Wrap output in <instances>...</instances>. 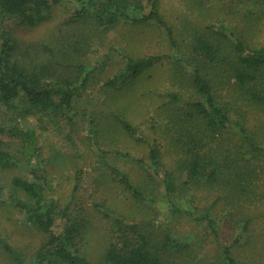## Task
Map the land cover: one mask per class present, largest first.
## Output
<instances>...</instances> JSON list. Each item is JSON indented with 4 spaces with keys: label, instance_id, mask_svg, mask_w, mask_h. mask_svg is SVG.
Listing matches in <instances>:
<instances>
[{
    "label": "trees",
    "instance_id": "trees-1",
    "mask_svg": "<svg viewBox=\"0 0 264 264\" xmlns=\"http://www.w3.org/2000/svg\"><path fill=\"white\" fill-rule=\"evenodd\" d=\"M71 1L74 4L66 22L68 27H65L66 53L60 47L57 53L61 51L62 55H67L66 60L69 57L68 61L75 62L62 65L65 67L62 74L53 63L22 62L16 55L15 40L7 30L1 29L0 114L12 122L17 117L24 119L33 107L41 117L70 119L74 98L88 84L89 75L82 58L89 52L94 38L112 31L121 22L131 28L154 26L161 30L169 48L174 50L167 56L173 59L174 89L158 94L165 99L161 104V119L165 123L156 127L157 121L150 122L152 137L144 136L138 126L117 110L105 116L110 122L106 129L95 124L98 137L122 131L148 148V166L143 158L134 160L147 173L144 182L133 184L130 174L116 166L110 167L111 173L122 193L128 192L133 201L147 202L146 208L150 209L153 203L159 201L161 204L164 200V204H169L193 187H205L212 202L201 208L199 218L206 221L212 235L217 239V222L212 218V211L219 203H222L219 212L224 211L222 215L234 219L236 224L243 221L246 231L250 219L242 216V209L264 199L256 171V162L264 157V46L256 47L248 41L255 23L241 30L233 24L215 20L202 29L196 28L192 34L186 30L184 36L178 37L160 11V0ZM249 1V5L244 2L245 15L253 20L251 11H257L264 0ZM202 2L195 0L198 12L206 10ZM60 3L66 0H0V17L32 27L48 20L52 6ZM52 54L56 55L54 50ZM121 54L123 66L105 82L112 92L125 89L130 94L136 80L163 60L159 55L131 54L126 49ZM22 99L28 105L24 111L20 110ZM3 134L19 143L20 152H36L32 128L20 127L19 123L8 125L1 120L0 136ZM10 144L0 140L1 167L13 168L20 164L17 154L9 150ZM166 156L175 164L174 168L165 166ZM148 170L159 178L156 180ZM31 171L33 178L13 177L7 201L25 211L27 221L48 235L46 242L34 253L33 264H93L78 246L84 231L82 226L73 223L58 233L53 232L57 213L56 206L45 197L48 179L39 175L42 168ZM3 189L0 185V195ZM169 205L172 213L183 212L184 208L176 203ZM98 207L104 208L100 214L110 222L112 238L95 264H186L185 254L190 244L174 236L170 229L153 231L148 229L150 222L127 221L107 206L105 200L94 203V208ZM4 247L13 264H25L20 253L7 244ZM207 264L238 263L230 246L223 245L219 259Z\"/></svg>",
    "mask_w": 264,
    "mask_h": 264
},
{
    "label": "rangeland",
    "instance_id": "rangeland-1",
    "mask_svg": "<svg viewBox=\"0 0 264 264\" xmlns=\"http://www.w3.org/2000/svg\"><path fill=\"white\" fill-rule=\"evenodd\" d=\"M201 1L206 5V10L198 12L195 0H160V11L173 27L176 36H184L186 30L192 34L196 28L202 29L215 20L233 24L241 30L255 23L252 32L249 31L248 41L256 47L264 46V4L256 6L257 11H251L254 13L253 20H249L244 10V2L249 5V0ZM73 4L71 0H66L64 4L52 6L48 20L32 27L22 25L12 18L0 17V31L4 28L11 34L18 45L16 55L22 62L53 63L52 66L57 67L61 73L65 68L62 65L68 66L75 62L68 61L69 57L66 60L67 55H62L61 51L57 53L59 47L65 52L68 44L64 41L67 33L65 27ZM257 17L259 19L255 21ZM124 49L131 54L163 57L161 64L136 80L134 91H130V94L125 89L112 92L105 85L107 79L123 66L121 51ZM53 50L56 53L54 57ZM173 52L160 29L154 26L131 28L121 22L112 31L98 34L89 52L82 58L89 75L88 84L74 98L69 112L72 116L70 119L41 117L33 107L24 119L17 117L15 120L13 115L12 122L8 121L9 117L0 114V121L5 120L8 125L19 123L20 127L25 125L32 128L36 139V152L24 153L20 152L19 143L12 136H0V140L11 143L9 150L20 159L17 167L0 166V185L4 188L0 195V264H13L5 244L20 253L25 264H33L34 253L48 238L47 234L27 221L25 211L15 207L10 200L7 201L13 177L33 178L32 168H42L39 175H45L49 182L45 197L53 202L57 213L53 232L58 233L73 223L82 226L84 231L81 232L78 246L93 264L101 258L105 245L112 238L110 222L100 214L104 208H94V203L104 200L107 206L127 221L133 219L150 222L151 228L148 229L153 231L170 229L174 236L189 243L190 248L185 254L186 264H207L213 259H219L223 245L230 246L238 264H264V199L242 209V216L247 215L250 219L246 231L243 230V221L236 224L234 219L222 215L224 211L219 212L222 207V203H219L212 211V218L217 222L216 239L206 221L199 218L201 208L212 202L211 194L205 187H193L186 195L173 199L169 204L176 203L184 208H181L183 212L180 214H174L170 205L164 204V200V205L158 201L151 205V209L146 208L148 204L145 201L131 200L128 192L122 193L121 186L111 173L110 167L116 166L120 171L130 174L133 184L143 181L147 173L134 160L143 158L148 166V148L130 139L122 131L98 137L94 125L98 123L106 129L110 122L105 116L117 110L138 126L144 136L152 137L150 122L157 121L156 127L165 123L161 119V104L165 99L158 94L174 89L171 80L173 59L167 57ZM54 99L58 100V97ZM20 107L22 111L28 107L23 99ZM164 161L168 169L174 168L175 164L167 156ZM256 171L258 184L264 190V157L256 162ZM149 172L156 180L159 178L151 170Z\"/></svg>",
    "mask_w": 264,
    "mask_h": 264
}]
</instances>
